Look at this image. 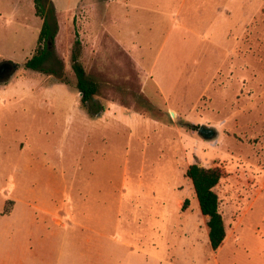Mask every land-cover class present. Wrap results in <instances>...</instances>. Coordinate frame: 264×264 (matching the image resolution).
Instances as JSON below:
<instances>
[{"label":"rangeland","instance_id":"rangeland-1","mask_svg":"<svg viewBox=\"0 0 264 264\" xmlns=\"http://www.w3.org/2000/svg\"><path fill=\"white\" fill-rule=\"evenodd\" d=\"M141 1H49L57 32L34 70L44 20L0 0V63L17 64L0 80V264H264V0ZM193 163L224 171L220 252Z\"/></svg>","mask_w":264,"mask_h":264},{"label":"trees","instance_id":"trees-1","mask_svg":"<svg viewBox=\"0 0 264 264\" xmlns=\"http://www.w3.org/2000/svg\"><path fill=\"white\" fill-rule=\"evenodd\" d=\"M49 1L51 3L52 0H34L36 12L44 20L38 36L36 51L25 63L27 68L34 70L46 69L43 67V63L48 54L47 40L54 39L57 32L51 24L52 18L57 25L54 15L55 10L51 9L50 15H48L46 4ZM42 42H44L43 46H41ZM80 53L81 41L76 39L72 51V60L73 69L77 77V88L82 94V106L94 117L99 111L104 110V106L95 101L94 96L98 91L97 82L86 73L84 65L79 60ZM91 102L93 103L91 104ZM188 125L191 126V124ZM186 175L193 182L201 212L206 215V217H209V239L212 248L217 250L223 244L227 236L223 215L219 209V195L216 191V186L224 176V171L219 166L206 167L199 163H193L187 169Z\"/></svg>","mask_w":264,"mask_h":264},{"label":"crops","instance_id":"crops-1","mask_svg":"<svg viewBox=\"0 0 264 264\" xmlns=\"http://www.w3.org/2000/svg\"><path fill=\"white\" fill-rule=\"evenodd\" d=\"M160 1L168 2V1H171V0H142L141 3H135V7L140 8V9H143V8H150V9L151 8H155L156 9L157 7L161 6L159 4ZM182 4H183V1H182ZM208 221H209V217L207 218V222L206 223H208ZM206 230H207V233L209 234L210 228H209L208 225H207ZM227 236H228V233H227ZM227 236H226L223 244L217 249V250H219V252L222 251L223 247L228 242L229 237L227 239Z\"/></svg>","mask_w":264,"mask_h":264},{"label":"water","instance_id":"water-1","mask_svg":"<svg viewBox=\"0 0 264 264\" xmlns=\"http://www.w3.org/2000/svg\"><path fill=\"white\" fill-rule=\"evenodd\" d=\"M8 68L10 70L16 69L17 68V64L10 62V65L8 66ZM4 77L5 76L0 75V80H2ZM199 133L202 136H204L205 138H208V139L214 138L217 135V131L214 128L208 127V126H205V125H201L200 126Z\"/></svg>","mask_w":264,"mask_h":264},{"label":"flooded vegetation","instance_id":"flooded-vegetation-1","mask_svg":"<svg viewBox=\"0 0 264 264\" xmlns=\"http://www.w3.org/2000/svg\"><path fill=\"white\" fill-rule=\"evenodd\" d=\"M9 65H10L9 61H4V62L0 63V75L5 76L2 80H6L7 78H9V76L11 75V73L14 70V69L10 70L8 68Z\"/></svg>","mask_w":264,"mask_h":264}]
</instances>
